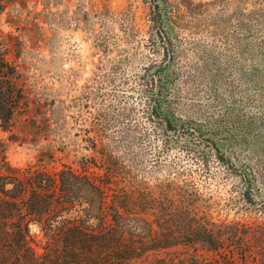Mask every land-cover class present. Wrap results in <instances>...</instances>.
Masks as SVG:
<instances>
[{"label":"rangeland","instance_id":"rangeland-1","mask_svg":"<svg viewBox=\"0 0 264 264\" xmlns=\"http://www.w3.org/2000/svg\"><path fill=\"white\" fill-rule=\"evenodd\" d=\"M155 1L162 35L152 0H0L24 94L0 171L105 155L132 181L175 177L264 264V0Z\"/></svg>","mask_w":264,"mask_h":264},{"label":"trees","instance_id":"trees-1","mask_svg":"<svg viewBox=\"0 0 264 264\" xmlns=\"http://www.w3.org/2000/svg\"><path fill=\"white\" fill-rule=\"evenodd\" d=\"M9 54L0 41L2 129L24 102L22 74ZM2 165L0 264H249L250 233L240 231L238 222L213 221L195 204L198 195L185 181H132L105 155L81 157L79 169L67 164L14 169L3 160ZM91 166L96 170H88ZM30 223L37 224L42 240L34 238Z\"/></svg>","mask_w":264,"mask_h":264}]
</instances>
